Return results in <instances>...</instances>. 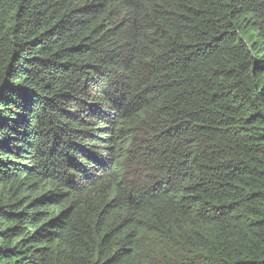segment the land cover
Returning <instances> with one entry per match:
<instances>
[{"label":"trees","instance_id":"1","mask_svg":"<svg viewBox=\"0 0 264 264\" xmlns=\"http://www.w3.org/2000/svg\"><path fill=\"white\" fill-rule=\"evenodd\" d=\"M0 264H264V0H0Z\"/></svg>","mask_w":264,"mask_h":264}]
</instances>
